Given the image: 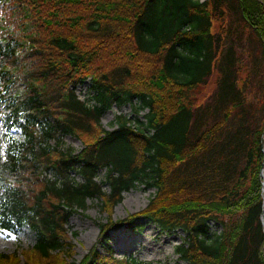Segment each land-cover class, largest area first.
I'll use <instances>...</instances> for the list:
<instances>
[{
  "label": "trees",
  "instance_id": "trees-1",
  "mask_svg": "<svg viewBox=\"0 0 264 264\" xmlns=\"http://www.w3.org/2000/svg\"><path fill=\"white\" fill-rule=\"evenodd\" d=\"M235 23L239 35L244 26L255 34L264 72V0H0V230L34 233L20 251H0V264H144L114 256L108 242L139 218L185 231L174 247L182 264H264V122L226 132L249 106L251 74L239 85L240 56L225 36ZM214 68V89L196 101L193 88ZM85 78L90 103L72 88ZM126 102L146 108L144 118L118 113L106 129L103 111ZM66 133L80 149L62 147ZM223 149H239L241 165L230 182L213 183L206 159ZM102 168L107 191L96 179ZM137 182L156 186L154 195L113 218ZM94 196L107 213L103 250L94 242L70 260L66 222Z\"/></svg>",
  "mask_w": 264,
  "mask_h": 264
},
{
  "label": "rangeland",
  "instance_id": "rangeland-1",
  "mask_svg": "<svg viewBox=\"0 0 264 264\" xmlns=\"http://www.w3.org/2000/svg\"><path fill=\"white\" fill-rule=\"evenodd\" d=\"M213 24L215 28H220L218 19H215ZM230 25H234V27L230 31L226 28L225 36L230 34L229 40L235 46V50H238L240 56L237 61V65H239L237 82L240 85L248 71L251 74V79L249 89L246 91V98L249 103L245 112L247 119L245 117V121H243L240 113L233 114L228 122L226 132H231L241 122H246L247 125L253 123H258L259 125L264 122L261 117L258 119L264 96V72L257 39L248 27L243 25L244 30L239 35L237 31L242 29L241 25L236 23ZM224 26H226V23H224ZM217 76L218 71L214 68L206 82L193 88L192 95L196 101L203 100L211 93L215 87ZM72 88L79 98L89 103L93 102L90 96L93 90L90 87L88 78L76 82L72 85ZM135 102L137 103L136 99L133 100L132 104ZM132 104L127 102L123 104L111 103L100 116L103 126L106 129H112L116 126L114 118L118 113L125 114L133 121L136 118L143 119L146 108L135 109ZM12 133L17 137H21V132L18 128H13ZM261 136L262 144H264V132ZM66 146L78 150L81 148L82 143L77 136L66 133L63 136L62 147ZM226 151L223 149V154L215 157L208 155L206 159L209 164L207 170L210 172V178L213 183L216 181L230 182L235 176L234 171L241 165L242 153L239 149L234 154ZM104 171V168L99 169L96 179L102 189L107 191L109 185L104 180ZM71 174L76 180H81L80 174L75 170L71 171ZM155 189L156 186L154 185L137 182L134 186L123 190L122 198L113 206L112 217H123L129 212L143 208L148 199L154 195ZM85 203V207L76 208L69 215L66 222L69 240L72 243L71 255L68 258L74 261H79L94 242L99 250H103L101 242L98 241V221L105 220L107 213L102 210L100 200L96 196L87 197ZM137 222L140 224H136L133 228L124 226L110 232L108 242L114 256L122 257L131 254L142 260L144 264H182L184 262L174 249L177 243L185 240L186 233L182 228L164 229L147 218H139ZM209 223L211 229L220 230V224L216 220L210 219ZM33 240L34 233L26 226L14 231L0 230V251L9 252L17 247L18 251H20L21 247L30 245Z\"/></svg>",
  "mask_w": 264,
  "mask_h": 264
},
{
  "label": "water",
  "instance_id": "water-1",
  "mask_svg": "<svg viewBox=\"0 0 264 264\" xmlns=\"http://www.w3.org/2000/svg\"><path fill=\"white\" fill-rule=\"evenodd\" d=\"M264 164V160L262 161V165ZM259 175L262 176V189L264 190V172H263V168L261 166L260 170H259ZM262 216L264 218V201H263V208H262Z\"/></svg>",
  "mask_w": 264,
  "mask_h": 264
}]
</instances>
